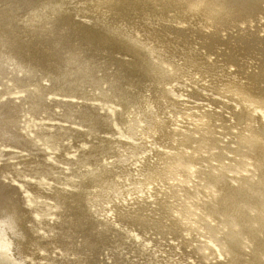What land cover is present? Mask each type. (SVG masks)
Segmentation results:
<instances>
[{"label": "bare ground", "instance_id": "1", "mask_svg": "<svg viewBox=\"0 0 264 264\" xmlns=\"http://www.w3.org/2000/svg\"><path fill=\"white\" fill-rule=\"evenodd\" d=\"M25 2L27 10L45 9L48 24L24 32L0 0V47L15 63L52 79L65 71L69 54L100 65L107 82L125 76L136 101L126 112V100L116 105L123 128L116 126L115 139L92 141L95 132L74 128L81 145L64 162L65 182H30V192L49 201L41 205L50 211L49 221H42L39 208L31 215L16 186L0 180V222L6 228L21 219L29 238L24 262L11 251L8 227L0 226V264H150L155 253L157 264H264V0ZM20 17L25 27L32 15L25 9ZM188 70L214 95L193 112L158 118L135 169L119 166L131 149L135 115L174 101L167 86ZM215 70L218 78L211 75ZM33 86L24 90L28 99L38 94ZM182 94L195 96L194 86ZM66 106L58 105L59 115H66ZM184 118L189 122L182 126ZM86 124L94 128L96 119ZM218 136L232 149L220 147ZM97 150L104 157L77 173ZM228 151L242 163L227 160ZM23 162L31 172L43 168L36 156ZM9 166L0 158V175ZM131 183L138 188L130 190Z\"/></svg>", "mask_w": 264, "mask_h": 264}, {"label": "rangeland", "instance_id": "2", "mask_svg": "<svg viewBox=\"0 0 264 264\" xmlns=\"http://www.w3.org/2000/svg\"><path fill=\"white\" fill-rule=\"evenodd\" d=\"M3 2L6 4L5 14L13 18L15 25L24 32L33 29L34 26L45 21L48 16L45 9L27 10L25 0H13L11 3L10 0H3ZM25 9L31 13L32 17L28 18V22L23 27L20 16ZM47 24V21L42 23V30L46 28L44 25ZM263 33L262 31L261 34ZM19 64L18 62H14V58L10 52L0 47V158L5 157L10 164L9 169L0 175V180L2 183L15 185L21 206L27 208L31 215H35V212L39 208L42 221L44 222L49 221L52 216L50 211H46V207H44L49 201L45 197L38 198L33 195L30 192V182L42 180L41 182L49 183L45 180L50 177H54L57 184L65 182L66 178L63 174L64 162L75 152L76 147L81 145V137L74 133V128H82L88 132H95L97 136L92 141L99 142L103 138L115 139L118 136L116 126L123 128L119 119L120 108L116 105L126 100L127 106L122 108V111L126 112L136 101V96L129 93L125 88V84L127 83L125 76H119L112 83L107 82L103 68L100 65L88 64L76 57H71L69 54L68 60L65 63L66 69L57 78L48 79L39 74H32ZM211 75L213 78L220 76L217 70L213 71ZM189 84L194 86L197 96L182 94V90ZM33 85L39 87L38 94L35 98L28 99L24 94V90L33 88ZM167 93L175 100L169 103H159L158 107L149 106L144 114L135 115L134 122L128 133L131 151L129 150L128 154L120 156L118 159L119 166L135 169L134 166L137 165V163L133 165L135 159L137 157L139 159L141 154L144 155L141 152L148 151L145 150V147L148 148L151 145V139L146 138V133L153 122L158 121V118L160 119L159 122H163L175 115L181 116L187 114L189 110L193 112L196 104L206 103L203 98L207 99L214 95L213 90L203 86L201 79L196 78L191 70H188L187 77L176 79L172 86H167ZM82 96L85 98H81ZM82 102L87 105L86 109L80 112L79 106ZM60 103H67L66 115L58 114V105ZM90 118L96 119V126L94 128L86 124ZM182 122V126H184L189 122V119H185V122L182 119ZM177 125L182 127L181 123L177 122ZM10 136L18 137L20 140L10 141ZM217 138L220 147H225L228 150L232 149L231 143L225 141L228 139L219 136ZM55 151L60 152L59 157H56ZM102 153V151H95L90 158L85 159L77 167V173H82L86 169L91 168L92 165L97 164L104 157ZM230 153L229 151L225 153L227 160H233V162L239 164L242 163L239 154L233 156ZM29 156H36L43 168L34 172L28 171L23 161ZM15 158H20L21 160L16 161ZM102 163H105V161H102ZM236 168L239 169L238 167ZM234 173L236 172H232L230 176H238V174L235 175ZM134 174L136 178V172ZM192 180L196 183L199 182L198 177L192 178ZM131 186H135L130 189L133 190L138 188L139 185L131 183ZM18 222L15 220L14 223L6 224V226L9 225L7 226L9 229L6 226L7 229L4 228L5 224L3 222H0V226L6 229L7 233L9 232L8 240H10L13 254L17 255V257L20 255L18 258L25 262L27 260L23 254H26L28 251L29 241L27 240L29 238L24 228V223ZM36 234L38 237L43 235L39 226L36 227ZM19 239H22L21 242ZM250 254L251 252L248 251L246 255ZM157 257V253L153 254L150 258V264L160 262ZM40 263L42 262H30V264Z\"/></svg>", "mask_w": 264, "mask_h": 264}, {"label": "water", "instance_id": "3", "mask_svg": "<svg viewBox=\"0 0 264 264\" xmlns=\"http://www.w3.org/2000/svg\"><path fill=\"white\" fill-rule=\"evenodd\" d=\"M13 217L14 216H16V217H18V215L14 212L13 214H11ZM12 216H9L10 217V220H11V218H13ZM8 220H9V218H8ZM19 221V223L21 222V224H23V222H22V220L20 219V220H18ZM21 230H22V228H21Z\"/></svg>", "mask_w": 264, "mask_h": 264}, {"label": "clouds", "instance_id": "4", "mask_svg": "<svg viewBox=\"0 0 264 264\" xmlns=\"http://www.w3.org/2000/svg\"><path fill=\"white\" fill-rule=\"evenodd\" d=\"M4 248H5V251L7 252L8 248H9V245L6 243Z\"/></svg>", "mask_w": 264, "mask_h": 264}]
</instances>
